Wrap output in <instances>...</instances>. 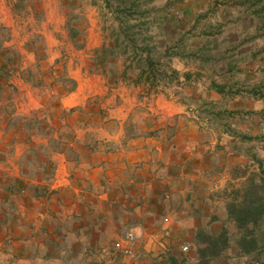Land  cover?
I'll return each mask as SVG.
<instances>
[{
	"label": "crops",
	"instance_id": "1",
	"mask_svg": "<svg viewBox=\"0 0 264 264\" xmlns=\"http://www.w3.org/2000/svg\"><path fill=\"white\" fill-rule=\"evenodd\" d=\"M75 81L76 88L61 99L67 112L84 107L96 94ZM116 99L118 105L103 108L97 128H76L68 147L53 152L47 190L33 188L17 206L24 236L35 239L41 231L40 237L49 241L41 251L56 249L68 258L65 263L105 264L104 245L131 232L137 253L150 255L134 258L133 264H181L182 247L195 251L192 263H199L198 249L224 232L227 246L209 264L234 262L239 235L228 217L229 196L237 189L242 193L264 169V160L250 153L255 147L264 151L263 142H256L264 140V99L247 94L228 98L206 84L194 96L200 107L158 98L144 121L129 127L134 105ZM203 102L209 104L208 117L202 115ZM221 110L232 117L225 116L219 125L214 117ZM74 112L75 122H85L82 112ZM29 244L25 239L23 246Z\"/></svg>",
	"mask_w": 264,
	"mask_h": 264
},
{
	"label": "rangeland",
	"instance_id": "2",
	"mask_svg": "<svg viewBox=\"0 0 264 264\" xmlns=\"http://www.w3.org/2000/svg\"><path fill=\"white\" fill-rule=\"evenodd\" d=\"M229 1L230 4L242 2L243 8L216 3V0H153L144 3L142 10L146 11L150 35L156 37L154 41L162 46L164 59L169 61L172 52L180 53L171 58L172 67L180 72L179 80L167 84L164 79L158 88L147 89V86L131 83H111L100 70L95 71L91 67L94 51L104 42V28L110 17H105L107 10L103 0H0V65L9 74L0 79V264H68L65 263L68 258L58 255L56 249L51 248L49 252L44 248L45 254L41 251V244L49 242L40 237L41 231L35 239L24 236L17 223V206L28 198L27 194H31L33 188L43 186L41 188L47 190L50 173L53 172L50 166L52 154L64 144L68 147V140L74 137L76 128H97L99 124L96 121L103 117V110L118 105L116 98L126 106L134 105L126 122L128 127L137 125L140 120L143 122L146 110L150 106L154 109L158 98H176L184 107H200L194 96L198 86L210 83V76L205 72L226 64L234 53L228 52L225 61L213 60L207 67L203 65L198 57H194V48L205 40L201 36L203 32H219L213 45L219 50L217 54L233 48L237 50L236 54L253 53L264 46V38H257L255 25L264 21V14L255 18L250 12L264 4V0L250 8V4L259 0ZM70 28L77 30L76 36L72 37ZM261 56L258 55L255 61ZM240 68L242 73L218 75L216 80L226 79L229 86L245 80L246 90L264 83V67H260L258 62L253 65L248 60L240 63ZM186 71L191 72L187 80L183 78ZM75 79L80 80L85 88H90L85 92L96 94L88 98L84 107L67 112L61 107V99L71 92V88H76ZM201 106L202 115L210 116V111L205 109L209 104L203 102ZM74 111L82 112L85 122H75ZM215 116L214 122L219 121V125L225 121V116L232 117L222 110ZM188 117L186 119H190L191 125L193 115L189 112ZM256 142L264 144V140L257 139ZM250 153L257 155L258 160H264L263 150L257 151L255 147ZM258 173L260 178H253H257V184L264 188V169ZM18 179L21 184H18ZM241 194L237 189L231 191L229 197L238 199ZM237 230V234H243L244 230ZM254 231L260 238V245H264V221ZM24 237L30 240L26 248L23 246ZM220 243L212 251L203 253L198 258L199 263H192L195 251L190 248L182 250L178 259L181 264H205L211 255L225 249L224 240ZM111 245L107 243L101 249L104 252L101 258L107 261L105 264H133V258L109 253ZM136 254L138 261L150 257L146 251H136ZM251 256L253 259L254 255ZM236 257L238 259L234 262L219 261L218 264H258L257 257L251 260V257L240 256L239 252Z\"/></svg>",
	"mask_w": 264,
	"mask_h": 264
},
{
	"label": "trees",
	"instance_id": "3",
	"mask_svg": "<svg viewBox=\"0 0 264 264\" xmlns=\"http://www.w3.org/2000/svg\"><path fill=\"white\" fill-rule=\"evenodd\" d=\"M152 1L103 0L107 10V16L105 17H108V15L110 17L108 18L109 22L107 26L104 28V42L94 51V59L91 67L95 71L100 70L101 74L108 77L111 83H131L135 86H147V89H156L159 87V82L164 81V79L167 84L179 80L180 72L172 67L171 58L180 55V53L172 52V55H170L172 57L169 56V61H166L161 52L162 46L154 41L156 37L150 35V29L145 17L146 11L142 10V7L144 3ZM216 1H218L216 3H222L224 5L230 4L229 0L225 2ZM238 3L233 2L230 5L243 8L244 4L242 2ZM258 3H261V1L253 2L249 8L252 6L255 7ZM250 12L253 13L255 18L260 17L264 14V4H261ZM255 25H257L256 31H258L257 38H264V21H259ZM70 32L72 33V37L78 33L75 28H70ZM218 34L219 32H203L201 36L205 37L204 42L201 46L194 48L196 52L194 57H198L206 67L210 63L216 62V60L225 61L228 52H234L230 55L232 59L226 62V64L220 65L217 69L212 68L208 73L205 72L207 76H210L208 88L228 98L244 93L254 99H264V83L259 86H253L250 90H246L244 87L246 85L244 83L245 80L242 82L238 80L232 86L227 84L226 79H222L220 82L216 80V76L218 75L226 76L242 73L240 63L248 60L253 65H257L258 62L260 67H264V46L253 53L245 51L236 54L235 52L237 50L233 48L225 49L223 52L217 54L216 52H219V50L218 48L215 49L213 45L215 42L214 39ZM241 47L239 46L238 48ZM165 52H168V49ZM248 54L250 56H247ZM258 55L262 56L255 61ZM234 57L243 60L239 61ZM120 62L122 63L121 68H118ZM190 75L191 72L186 71L183 74V78L187 80L190 78ZM8 76V70L0 65V79ZM73 90V88L70 89V91ZM237 198L231 199L227 210L228 217L234 221L235 227L238 229L237 231L244 230L243 234H238L239 237L237 240L240 256L251 257V260L257 257L258 264H264V245H260L258 236L254 231V228L264 221V188L262 185L257 184L254 178H250L242 194L238 195ZM222 240H224L226 247L227 242L224 232L220 238L217 237L216 242L208 240V244L204 249H198V257L201 258V255L207 250L212 251L215 249L217 245L221 244L220 242ZM111 246L109 252L114 253L113 244ZM251 254L254 255L253 259ZM219 255L220 251L215 252L205 264H209L212 259Z\"/></svg>",
	"mask_w": 264,
	"mask_h": 264
},
{
	"label": "built area",
	"instance_id": "4",
	"mask_svg": "<svg viewBox=\"0 0 264 264\" xmlns=\"http://www.w3.org/2000/svg\"><path fill=\"white\" fill-rule=\"evenodd\" d=\"M165 222H168V219H165ZM136 236L129 232L117 241L113 243V251L114 254H122L124 257L129 259H134L136 257ZM188 249L187 246L182 247L183 251H186Z\"/></svg>",
	"mask_w": 264,
	"mask_h": 264
}]
</instances>
